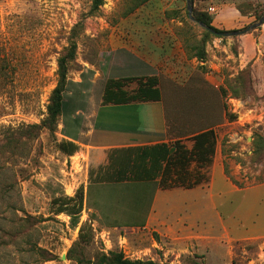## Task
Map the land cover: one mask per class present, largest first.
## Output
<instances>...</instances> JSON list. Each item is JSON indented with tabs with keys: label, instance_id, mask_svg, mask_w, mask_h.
<instances>
[{
	"label": "rangeland",
	"instance_id": "rangeland-1",
	"mask_svg": "<svg viewBox=\"0 0 264 264\" xmlns=\"http://www.w3.org/2000/svg\"><path fill=\"white\" fill-rule=\"evenodd\" d=\"M196 12L211 15L222 31L241 29L264 13V0H193ZM137 13L151 26L142 34L157 47L175 35L192 47L189 59L209 63L192 59L191 71L177 77L164 66L147 75L145 52L118 46L141 35L122 28ZM207 31L189 17L186 0H0V264H87L79 258L96 262L111 252L161 264H264V239H252L264 234L256 189L213 190L214 204L209 190L161 192L156 210L175 205L170 215L186 224L166 231L143 226L149 184L96 183L112 178L113 166L95 153L182 136L190 146L191 135L207 127L215 128L235 181L264 182V23L241 35ZM72 42L63 110L51 128L43 121L58 59ZM136 76L157 77L160 98L103 103L109 79ZM138 84L133 78L124 87L133 92ZM64 141L77 150L65 152ZM80 187L82 211L58 212ZM244 199L253 208L245 220L236 217Z\"/></svg>",
	"mask_w": 264,
	"mask_h": 264
},
{
	"label": "trees",
	"instance_id": "trees-1",
	"mask_svg": "<svg viewBox=\"0 0 264 264\" xmlns=\"http://www.w3.org/2000/svg\"><path fill=\"white\" fill-rule=\"evenodd\" d=\"M195 16L203 21L208 26L216 30L212 23V17L206 12H196ZM208 34L211 32L207 31ZM76 43L72 42L69 47L67 55L58 59V83L52 91L50 102L47 106V116L43 123L45 126L51 127L57 122V119L63 110V92L67 84V58H73L75 54ZM201 59L204 56L200 57ZM137 78L139 84L137 88L130 92L125 86V81ZM140 77H125L122 79H109L105 85L103 92V103L113 104H127L135 101H148L156 100L161 96V91L158 86V78L149 76L146 79H139ZM30 128H39L38 125H31ZM28 132V130H27ZM194 143L192 149H187L180 140H175L172 144L162 142L153 145H141L129 147L122 150V154L115 156L111 159L110 165L113 166L112 174L117 176V180H153L161 174H168L174 171H180L187 165V163L195 158L199 161H209L210 155L214 152L216 144V134L214 129H206L200 131L192 136ZM63 149L68 154H73L77 150L75 143L71 141H64L61 143ZM124 151V154H123ZM123 155V156H122ZM227 175L239 186L229 174L228 169L225 167ZM112 176V178H114ZM114 178V180H116ZM62 206L59 207L58 212H68L69 214H77L82 211L84 206V193L83 188L80 187L76 194L72 197H65ZM83 234L81 232L80 239L82 240ZM77 245V243H75ZM74 248V247H73ZM70 249L69 254L73 250ZM80 262L87 264H161L154 261H142L139 259H130L122 252H111L109 255L101 254L96 262L79 258Z\"/></svg>",
	"mask_w": 264,
	"mask_h": 264
},
{
	"label": "crops",
	"instance_id": "crops-1",
	"mask_svg": "<svg viewBox=\"0 0 264 264\" xmlns=\"http://www.w3.org/2000/svg\"><path fill=\"white\" fill-rule=\"evenodd\" d=\"M124 23L125 24L122 26L123 29H126L127 27L128 29H133L134 32L140 29L139 31L141 35L140 36L134 35L135 41H131V43H127V40L125 38H121L118 40V46L120 48L130 49L135 52L144 51L145 53L142 54L141 61L148 64L149 67L151 68V72L147 75H151L155 69H159L164 66L166 69L165 71L166 75L177 77L179 75L186 74V72L191 71V69L193 68L190 63L192 59H194L197 62H200L201 65H207L209 63V60L207 58H203L199 60L196 56H194L192 59H189V56L193 55L192 47L189 48L181 41L180 37H177L175 35L173 36V41L166 42L164 43L163 46L157 47L149 37H146L144 34H142L144 33V31L149 30L151 26L146 20H143L141 16L139 17L138 13L134 16V18L128 21H124ZM210 50H211V46L210 44H207L206 46L207 54L210 52ZM145 102L149 103V101H145ZM125 105L126 104L122 106ZM127 105H129V103H127ZM210 128L214 129L215 131L216 144H215L214 152L209 156L210 157L209 161H199L198 159L193 158L187 163L185 167H183V169H180V171L173 170L168 174L167 173L161 174L153 180H128V179L117 180L116 179L117 176L115 177L113 176L116 180H114V178L101 179L96 183L102 184L107 182H117V183L125 184L132 182L138 184L139 186L142 185L147 186L149 184V186L153 187V195L151 199V208L149 213L145 217V220L143 221V226L154 227L155 225H158L159 230H161L162 228L161 226H165L163 230L166 231L168 228L170 229L177 228L178 226L184 228L186 224L184 225L185 222L179 223L178 222L179 218L175 217L174 214L170 215V212L173 209H178L175 207V205L171 206L170 208L167 207L168 210L161 212L162 215L159 213L160 211L156 210V207L157 208L159 207L156 204L159 200L160 193L164 191L169 192V191L182 189V190H190L191 192L198 191V195H199L200 192L209 190L210 191L209 199L211 200V203L214 204L213 201L214 194L212 193L213 190H218L219 193H224V192L236 193L239 191H248V190L256 189L257 193H259L257 197L258 200L257 202L259 204H264L263 201L264 182L252 184V185L239 186L227 175L225 171L223 155L221 149L218 148V136L215 128L207 127L200 131ZM198 132H195L191 135L192 143L190 146L184 143L182 136L172 139L171 142L167 139H164V140L153 141L146 144H139V143L123 144V146L117 147V149H115L117 150L116 152L112 151L109 154L105 152L103 153L97 152L95 153L94 156L96 160H100L101 162L108 160V163L110 165L111 159L117 156V154L121 155L123 149H127L129 147L141 146V145H153L162 142L172 144L175 140H180L181 143H183L185 147L190 150L192 149L194 143L192 136ZM163 198L165 200H160V201H165L167 203L168 199L166 195ZM248 201H249L248 199H244L241 201L242 203L240 204V208L236 213L237 218H241L245 220L251 217L253 208L252 206L249 205ZM244 204L248 206L244 207L243 206ZM204 210L205 207H203L202 210L200 211L203 212ZM260 211L262 214V218L264 219V209L263 210L260 209ZM219 218L221 217L219 216ZM161 223L163 225H160ZM166 225H169L168 228L166 227ZM188 236L194 237V236H202V235L188 231ZM252 239H258V240L264 239V234L258 235V237H253Z\"/></svg>",
	"mask_w": 264,
	"mask_h": 264
},
{
	"label": "water",
	"instance_id": "water-1",
	"mask_svg": "<svg viewBox=\"0 0 264 264\" xmlns=\"http://www.w3.org/2000/svg\"><path fill=\"white\" fill-rule=\"evenodd\" d=\"M187 2V9H188V14L189 17L195 21L196 23H198L200 26L204 27L206 30L210 31L211 33L217 34L219 36H233V35H241V34H245L247 32H249L252 29H255L258 26H261L264 23V13L260 16V18L247 25L246 27H243L241 29H235V30H216L211 26H208L207 24H205L203 21L199 20L198 18H196L193 15V0H186Z\"/></svg>",
	"mask_w": 264,
	"mask_h": 264
}]
</instances>
